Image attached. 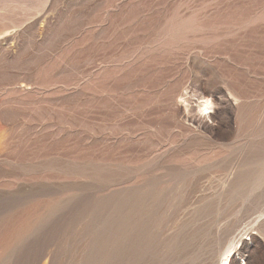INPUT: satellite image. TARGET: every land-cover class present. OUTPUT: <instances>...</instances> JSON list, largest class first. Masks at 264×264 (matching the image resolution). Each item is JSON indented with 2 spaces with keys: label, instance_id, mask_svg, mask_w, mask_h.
<instances>
[{
  "label": "rangeland",
  "instance_id": "obj_1",
  "mask_svg": "<svg viewBox=\"0 0 264 264\" xmlns=\"http://www.w3.org/2000/svg\"><path fill=\"white\" fill-rule=\"evenodd\" d=\"M225 248L264 264V0H0V264Z\"/></svg>",
  "mask_w": 264,
  "mask_h": 264
},
{
  "label": "bare ground",
  "instance_id": "obj_2",
  "mask_svg": "<svg viewBox=\"0 0 264 264\" xmlns=\"http://www.w3.org/2000/svg\"><path fill=\"white\" fill-rule=\"evenodd\" d=\"M209 109V106H208V104H207V102L205 103V107H204V110H208ZM260 217V216H259ZM230 233V232H229ZM231 237V236H230ZM232 240H231V244H232ZM228 243V242H227ZM234 245H235V243H234ZM234 245H233V247H234ZM232 246V245H231ZM231 246L229 245V248H231ZM227 248H228V246H227ZM235 248V247H234ZM225 250H228V249H226L225 248ZM231 249H229L227 252H226V255L225 256H223L224 258L221 260V262L219 263V264H229V256H231V251H230ZM230 251V252H229ZM232 251H233V249H232ZM225 254V253H224Z\"/></svg>",
  "mask_w": 264,
  "mask_h": 264
}]
</instances>
